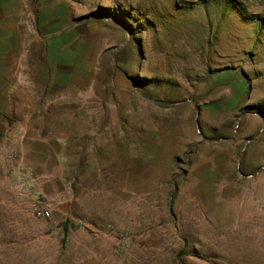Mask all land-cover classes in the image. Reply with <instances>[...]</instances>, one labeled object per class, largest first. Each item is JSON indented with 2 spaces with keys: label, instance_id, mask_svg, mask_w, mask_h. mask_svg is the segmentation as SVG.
Instances as JSON below:
<instances>
[{
  "label": "rangeland",
  "instance_id": "obj_1",
  "mask_svg": "<svg viewBox=\"0 0 264 264\" xmlns=\"http://www.w3.org/2000/svg\"><path fill=\"white\" fill-rule=\"evenodd\" d=\"M32 1L46 39L0 0V264H264V0Z\"/></svg>",
  "mask_w": 264,
  "mask_h": 264
},
{
  "label": "water",
  "instance_id": "obj_2",
  "mask_svg": "<svg viewBox=\"0 0 264 264\" xmlns=\"http://www.w3.org/2000/svg\"><path fill=\"white\" fill-rule=\"evenodd\" d=\"M27 2L29 3V5L32 7L33 9V12H34V15H35V23H36V31H37V34L42 38V39H46L45 36H41V33H40V27H39V12H38V8L36 6V4L34 3V1L32 0H27ZM87 20H83L81 22H79L78 24H81V23H84L86 22ZM122 47H117V48H114V52L115 51H119ZM110 60H111V63H112V66L113 68L118 72L120 73L122 76H124L125 78H127L130 82H132V79L127 75L125 74L124 72H122L113 62V55L110 56ZM186 102H190L191 104H194V102L192 101H186ZM197 108V112H198V116H199V113H200V107L196 106ZM197 124H198V120H197ZM256 137H254L253 139L249 140L248 142H251L253 140H255ZM242 156V155H241ZM264 171V168H262L257 174L255 175H251V176H248V175H242L240 170H239V174L242 175L243 177L245 178H254L256 177L257 175H259L260 173H262Z\"/></svg>",
  "mask_w": 264,
  "mask_h": 264
},
{
  "label": "built area",
  "instance_id": "obj_3",
  "mask_svg": "<svg viewBox=\"0 0 264 264\" xmlns=\"http://www.w3.org/2000/svg\"><path fill=\"white\" fill-rule=\"evenodd\" d=\"M37 215L40 216V217H43V218H49L50 217V212L48 210H39L37 212Z\"/></svg>",
  "mask_w": 264,
  "mask_h": 264
},
{
  "label": "trees",
  "instance_id": "obj_4",
  "mask_svg": "<svg viewBox=\"0 0 264 264\" xmlns=\"http://www.w3.org/2000/svg\"><path fill=\"white\" fill-rule=\"evenodd\" d=\"M64 234L66 235V234H68V232H69V227H68V224L66 223V224H64ZM63 244L65 245V240L63 241Z\"/></svg>",
  "mask_w": 264,
  "mask_h": 264
}]
</instances>
